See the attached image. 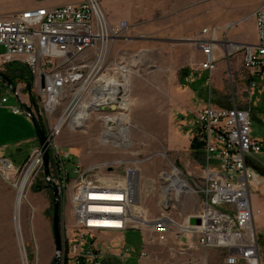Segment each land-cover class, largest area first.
Here are the masks:
<instances>
[{
  "label": "built area",
  "instance_id": "built-area-1",
  "mask_svg": "<svg viewBox=\"0 0 264 264\" xmlns=\"http://www.w3.org/2000/svg\"><path fill=\"white\" fill-rule=\"evenodd\" d=\"M4 1L8 0H0ZM106 1L82 0L0 15V46L6 49L0 54V72L15 65L13 68H26L31 76L29 83L24 81V89L15 85L13 94L19 106L10 109L13 115L27 118L30 110L45 133L47 145L46 149L37 148L22 166L0 157V177L16 193L15 224L21 222L27 193L45 167L48 152L51 177L45 174L46 182L51 179L58 188L61 218L69 212L74 222L72 234L62 228L60 264H105L104 252L93 238L145 227L150 229L146 243L165 244L172 235L181 244L186 236L190 244L182 246L181 253L197 248L220 250L225 253V264H263L255 228L261 211L252 203V189L262 182L251 163L263 149L252 136L251 112L239 107L236 99L232 107L208 104L198 112L196 142L204 152L203 174L198 180L189 179L176 167L163 173V189L168 191L170 205L163 200L161 214L152 220L138 210V198L129 183L133 171L122 177L104 166L84 168L69 150L58 145L64 126L86 104L95 105L91 112L105 117L121 118L128 112L131 67L114 55V47L129 35L131 26L127 20L112 22L103 8ZM254 19L258 43L243 44L236 50L242 53L243 68L252 79L255 75L264 77V4L255 11ZM218 31L205 28L194 41L204 57L201 69L210 73L218 67ZM222 47L227 52L228 46ZM0 81L2 88L12 91L2 78ZM29 86L32 101H23V90ZM255 88L257 83L251 81L250 89ZM8 102L6 97L2 99L3 105ZM60 108L63 111L58 115ZM189 194L202 198V207L177 221L172 216L175 204H171ZM191 217L200 219L201 224L191 225ZM114 246L116 255L128 256V248Z\"/></svg>",
  "mask_w": 264,
  "mask_h": 264
},
{
  "label": "rangeland",
  "instance_id": "rangeland-1",
  "mask_svg": "<svg viewBox=\"0 0 264 264\" xmlns=\"http://www.w3.org/2000/svg\"><path fill=\"white\" fill-rule=\"evenodd\" d=\"M21 1L8 0L0 2V15L7 16L17 12L19 10L18 4ZM108 1H111L113 5L114 16L124 12L125 14L121 16L120 20H127L130 26V13L133 12V16L140 20L142 14L155 17L159 14L157 10L160 11L158 9L160 5L162 6L160 12L163 9V11L167 9H169L168 11H184L187 6H190L198 21L205 19L206 16H212L211 27L219 29L217 40L221 47L218 49L217 71L206 73L205 76L207 82L206 94L210 96L207 103L232 107L236 99L239 107L249 110L252 114V136L259 140L263 149L262 153L251 160L262 182L260 186L252 189V203L255 209L261 211L258 217L264 219V77L255 75L252 79L251 75L243 68L242 53L238 51L226 52L222 47L226 44L227 49H229V46L236 45L235 50L240 45L245 44H231L229 36L233 32L249 31L256 25L254 13L264 4V0H208L211 6H208L209 11L207 14L200 8L206 0H178L175 7L172 5L173 0ZM197 26L202 27L203 25L197 24ZM194 27L191 26V29H194ZM149 40L147 38L135 39L128 35L114 47V55L129 62L132 72L129 78L131 107L126 114L128 122L123 123L125 126L120 125L118 127L116 122V124L110 125L115 131L114 133L117 134L108 139L104 136L106 125L104 119H102L106 114L93 111L92 114L90 113L84 127L72 128L69 124L64 126L57 138V143L63 149L69 150L74 161L80 163L84 168L104 166L113 171L114 174L122 177L127 176L129 171H137L139 184L138 210L144 213L148 220H152L161 214L162 201L168 203L170 200L168 191L163 189V173H171L176 167L186 174L185 166L180 163V158L193 160L189 154L190 143L193 140L191 141L189 135L185 133L186 129L182 126L183 120L180 117L181 109L175 107L172 97L180 90L179 74L184 75L187 72H193L197 68L188 61V56L191 54L188 53L184 58L183 55L178 53L177 49L179 48L176 49L180 45L178 40H170L167 48L161 46L164 43L163 41H151V44L156 48L148 52L144 47L150 44ZM194 41H183V44L191 46V44H195ZM5 52L6 49L0 46V54ZM228 53L230 54L228 55ZM251 81L257 83V88L253 91L250 89ZM186 82L188 85L194 84L191 79ZM24 84L23 81H18L17 86L24 89ZM28 91L23 90L25 99L30 97ZM5 97L9 102L3 105L1 101ZM161 97L162 102H160ZM13 106H19L18 100L12 91L2 88L0 85V147L9 142L7 146L10 148L5 154L9 158H15L17 155L14 145L18 140L20 141L28 136L35 139V143L24 141L23 145L26 149L34 145H40L33 123L28 122L23 115L14 116L10 111ZM63 108L59 109L58 115L62 113ZM103 139L108 141L102 142ZM193 143L198 144L195 140ZM44 169L45 167L37 173L28 191L34 196V200L30 196L28 197L29 194L27 193L22 209L21 222L17 221L20 229V242L17 225L15 224L13 232L16 242L15 252H10L3 245L5 243L4 238L10 232L5 221V213L10 212L14 216L16 193L0 177V264L2 261L6 264H24L21 254L22 245L28 264H54L56 256V240L53 233L54 200L49 184L45 179ZM109 170H105L107 177L112 175L109 174ZM201 173L203 174V172ZM202 174L197 172L195 176H188V178L198 180ZM174 204L175 208L172 216L177 221H181L187 215L200 211L202 198L189 194L180 202H172L171 206ZM36 206L44 211L46 223L50 228V238H47L40 223L41 213L34 211ZM60 212L62 214L61 206ZM63 227L65 230L69 229L71 234L73 233L74 222L69 212L65 218H61V229ZM149 234L150 229L146 227L144 230L127 231L126 243L132 247V258L134 260L140 254L141 249L146 246L145 241ZM257 236L264 264V233L257 230ZM98 237L93 238L92 242H98ZM106 242L108 241L106 240ZM215 251L220 263L216 260L213 263L223 264L225 253L220 250Z\"/></svg>",
  "mask_w": 264,
  "mask_h": 264
},
{
  "label": "crops",
  "instance_id": "crops-1",
  "mask_svg": "<svg viewBox=\"0 0 264 264\" xmlns=\"http://www.w3.org/2000/svg\"><path fill=\"white\" fill-rule=\"evenodd\" d=\"M82 0H22L18 4L19 10H29V9H36L40 7H60L65 6L69 4H77L80 3ZM178 3V0H173L172 5L175 7V5ZM160 5V4H159ZM211 6L210 3H208V0L202 3L200 8L204 10V12L209 11V7ZM162 6H158V9H160ZM103 8L107 15L109 16V19L112 22H117L121 19V16L125 14L124 12H120V15L114 16V9L111 1H106L103 4ZM211 9V8H210ZM164 10V9H163ZM160 12L158 11V15L155 17L144 16L143 14L140 16V19H136L133 16V10L131 11L129 15V21L131 22V30L129 33V36L137 39H150L147 46L144 48L150 52L152 49L156 48V46L151 44V41H163L164 43L161 44V46H165L167 48L168 42L170 40H178L180 45L177 48L178 53L180 55L188 56V61L191 65H194L197 69L193 72H187L184 75L179 74V82H180V90L177 92L176 95L172 97L173 102L175 103V107H180L181 114L180 117L183 120L182 126L185 127V133H187L191 139L190 143V152L189 154L192 157V161L187 158H180V163L185 166V173L191 177L195 176L198 173L202 174L204 168H205V159L204 158V152L200 148V145L197 149L192 148V143L196 142V134L198 130V124L196 116L200 110H202L204 107L208 105V100L210 98L209 94H206V85L207 82L205 81L206 73L209 74L208 71H204L201 69V63L204 61V57L201 53V51L197 48L195 44L187 45L183 44V41H193L195 40L201 33V31L205 28L211 29L212 24V16H206L205 19H201L198 21L195 17V12L191 10L190 6H187L186 9L183 11H168L169 9ZM116 11V10H115ZM15 12V13H17ZM13 13V14H15ZM142 13V12H141ZM12 15V14H11ZM7 15V16H11ZM139 16V13H138ZM197 24L203 25L202 27H198ZM191 26H195L194 29H191ZM229 40L231 44H237V43H245L250 45H255L258 43V36H257V29L256 25L249 31H237L233 32L229 36ZM230 44V43H229ZM190 46V47H189ZM175 49V48H174ZM231 49H228V51ZM144 52V51H143ZM13 69V66H7L5 75ZM192 71V68H191ZM217 71V70H216ZM188 79L193 80V85H188L186 82ZM18 81H14V84L17 85ZM135 82V81H134ZM1 85V83H0ZM2 86V85H1ZM18 87V86H17ZM20 88V87H18ZM24 91H28V89H25ZM28 94L30 96V91H28ZM25 95H23L21 98L23 101H26L28 98H24ZM31 99V96L29 97ZM162 97L160 98V102H162ZM32 101V99H31ZM2 104V101H1ZM11 111V109H10ZM12 113V111H11ZM13 114V113H12ZM15 116V115H14ZM26 120L29 122H32L29 118L26 117ZM187 131V132H186ZM38 136V133H37ZM188 137V136H187ZM38 139L40 141V137L38 136ZM24 141L26 143L30 142L35 143V139H32L31 136H28L27 138H23L22 140H18V142L15 143V150L17 155L15 158H9L5 154L7 153L8 149L10 148L7 146L9 142L5 143L2 147H0V157H6L13 161L17 166H22L26 163V161L29 159V157L32 155V153L41 146L40 145H34L31 148L26 149L24 147L23 143ZM103 142V141H102ZM203 154V155H201ZM194 163V164H192ZM203 164V167L201 169V165ZM202 170V171H201ZM131 177V186L133 187L135 191V183L138 180V173L137 171H133L130 175ZM28 197L30 196L34 200V196L31 195V193H28ZM135 194V192H134ZM136 196V195H135ZM34 211L40 212V223L42 224L44 231L47 235V238H50V228L49 225L46 223V217L44 215V211H42L39 207H35ZM43 212V214H42ZM27 214V213H26ZM5 221L7 223L8 228L10 229V232L6 237L4 238V245L10 252H15L16 250V242H15V236H13V232L15 230V221L14 216L10 212L5 213ZM255 228L256 230H259V232L264 233V219L259 218L258 216L255 219ZM131 231V230H128ZM18 234V233H17ZM126 234L127 231L124 232L122 235H114L110 233H104L99 235L98 242L96 241V247L103 251V257L102 260L105 264H215L213 263L215 260L220 263L218 260L215 250H209L206 251L202 248L197 249H191L187 250L184 253H181V247H186L187 244H190V241L188 240V237L184 236L181 240V244H179L174 237L171 235L169 237V240L165 244H158V243H146L145 241V247L141 249L140 254L137 255V257L132 258V247L128 246L126 243ZM19 238V237H18ZM108 242H106V240ZM115 241V243H113ZM20 242V241H19ZM117 242V243H116ZM196 245V242L194 243ZM114 245H123L126 248L129 249V254L127 257H119L115 254V246ZM143 253H147V256H142ZM134 261V262H133ZM1 264H6L4 261L1 262ZM10 264V263H8ZM223 264H225L223 262Z\"/></svg>",
  "mask_w": 264,
  "mask_h": 264
},
{
  "label": "water",
  "instance_id": "water-1",
  "mask_svg": "<svg viewBox=\"0 0 264 264\" xmlns=\"http://www.w3.org/2000/svg\"><path fill=\"white\" fill-rule=\"evenodd\" d=\"M0 78H2L7 83V85L12 89L13 93H16V86H15L14 82L11 79H9L2 72H0ZM29 91H31V87L30 86H29ZM112 109L115 110L116 107L114 106ZM28 112L30 113L29 118H30V120L32 121L33 125L36 128L38 136L40 137L41 146H43L46 149L47 145H46L45 133L40 128L38 122L36 121L35 117L31 113V111L28 110ZM45 174H46V176L48 178L51 177L50 171H49V154H48V152L46 153V159H45ZM49 184H50V188H51V192H52V196H53V200H54L53 233H54L55 240H56V256H55L54 264H60V262H61V252H62V229H61L60 197H59L58 188L56 187V185L54 184V182L51 179H49ZM190 224L191 225H200L201 221H200V219L191 217Z\"/></svg>",
  "mask_w": 264,
  "mask_h": 264
},
{
  "label": "bare ground",
  "instance_id": "bare-ground-1",
  "mask_svg": "<svg viewBox=\"0 0 264 264\" xmlns=\"http://www.w3.org/2000/svg\"><path fill=\"white\" fill-rule=\"evenodd\" d=\"M235 47H236V45L231 46V49L229 51L227 49V52H231L232 53V52L236 51L238 49V47L234 50ZM229 48H230V46H229ZM228 54H230V53H228ZM94 106L95 105H92V104H86L85 105V108H83L80 112H78L75 115L73 121L69 123L70 127L74 128L73 127L74 125L77 126V128L84 127L86 121L89 118V115H90L92 109H94ZM130 107H131V100H129V109H130ZM102 119H104V123L106 125V131H105V135L104 136H106L108 139H109V137L113 136L114 134H117V133H114V132L111 131L110 125L112 123H115L116 122L118 124V127H119L120 125H124L123 124L124 122H128V120H127L128 117L126 115L125 116H122L121 118H117V117H104ZM107 141H108L107 139H103V142H107ZM130 175L131 174H129V183L131 184ZM174 175H177V172L176 171L174 172ZM134 192H135L136 198H138L139 197V184H138V180L135 183V191ZM169 202H170V200H169ZM169 202L167 204L170 205ZM17 229H18L17 231L19 233V236L18 237H19V241H20L21 237H20V229H19L18 225H17ZM21 247H22L21 248L22 249L21 254H22V258L24 260V264H28V259H27L26 253H25V251L23 249L24 248L23 245Z\"/></svg>",
  "mask_w": 264,
  "mask_h": 264
},
{
  "label": "trees",
  "instance_id": "trees-1",
  "mask_svg": "<svg viewBox=\"0 0 264 264\" xmlns=\"http://www.w3.org/2000/svg\"><path fill=\"white\" fill-rule=\"evenodd\" d=\"M6 76L11 79L13 82L17 80L26 81L27 83L30 82L31 76L30 72L26 68H13L9 71ZM198 144L193 143L192 148L195 150L198 148Z\"/></svg>",
  "mask_w": 264,
  "mask_h": 264
}]
</instances>
